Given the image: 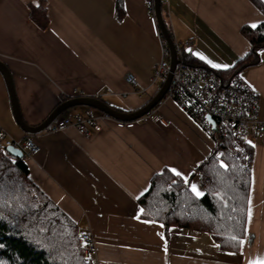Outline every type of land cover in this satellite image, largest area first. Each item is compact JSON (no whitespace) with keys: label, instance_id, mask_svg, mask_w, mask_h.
Listing matches in <instances>:
<instances>
[{"label":"crops","instance_id":"crops-1","mask_svg":"<svg viewBox=\"0 0 264 264\" xmlns=\"http://www.w3.org/2000/svg\"><path fill=\"white\" fill-rule=\"evenodd\" d=\"M42 2L49 19L45 30L30 18L31 6ZM149 8V0H0V61L10 72L24 122L39 126L76 96L100 98L122 112L146 106L162 86L153 73L163 59L161 33ZM164 10L175 42L190 41L188 52L217 72L250 51L241 30L264 23L254 0H165ZM259 54L264 57V51ZM207 61L230 67L217 69ZM127 74L139 85L128 84ZM239 78L260 98L263 117L264 62ZM88 129L89 136L73 126L32 136L39 151L25 162L30 180L80 233H91L101 264L264 262V135L251 150L245 235L218 242L209 233L177 227L166 236L162 224L141 218L139 199L164 169L180 171L179 177L206 193L196 170L215 140L174 100L166 97L139 121L102 118L98 128ZM2 130L14 141L28 136L16 122L0 72Z\"/></svg>","mask_w":264,"mask_h":264},{"label":"trees","instance_id":"trees-1","mask_svg":"<svg viewBox=\"0 0 264 264\" xmlns=\"http://www.w3.org/2000/svg\"><path fill=\"white\" fill-rule=\"evenodd\" d=\"M254 2L264 12V1ZM153 3L154 0H149L150 8ZM164 5L162 0L163 17L173 38ZM30 18L41 29L48 28L45 2L39 7L31 6ZM241 33L251 49L233 67L223 72L212 70L222 80L239 76L241 71L264 62L259 54L264 51V23L256 28L245 26ZM186 59L190 65L206 67L189 52ZM221 74H230V78L224 79ZM214 140L215 148L196 170L206 192L203 197L197 198L190 184L169 169L154 176L149 190L140 197L139 204L144 210L141 218L162 224L166 236L171 227H177L209 233L218 242L244 237L251 171L231 157L229 141L221 144ZM221 161L228 165L227 169L220 166ZM0 264H90L84 259L78 224L30 180L25 159L14 157L2 144Z\"/></svg>","mask_w":264,"mask_h":264},{"label":"built area","instance_id":"built-area-1","mask_svg":"<svg viewBox=\"0 0 264 264\" xmlns=\"http://www.w3.org/2000/svg\"><path fill=\"white\" fill-rule=\"evenodd\" d=\"M149 13L155 18L154 5L149 8ZM161 42L163 59L154 70V82H164L170 70V51L162 35ZM175 46L178 63L166 97L174 100L212 138L221 144L224 140L229 141L231 157L240 161L246 170L251 171L253 154L250 147L252 148L264 135V116H261L260 98L239 76L222 80L209 68L190 65L186 59V53L191 46L190 41L175 42ZM125 81L133 86L139 85L133 74H127ZM142 91H146L145 88H142ZM207 116L213 118L217 124V131L213 130ZM102 118L108 117L88 108L85 114L56 119L48 129L59 132L73 126L82 135L89 136L88 127L98 128ZM154 120L158 121L159 117L154 116ZM0 144L21 149L25 160L39 151L32 136L22 141H14L3 130L0 131ZM80 243L85 261L90 264H101L99 248L89 231L80 233Z\"/></svg>","mask_w":264,"mask_h":264},{"label":"water","instance_id":"water-1","mask_svg":"<svg viewBox=\"0 0 264 264\" xmlns=\"http://www.w3.org/2000/svg\"><path fill=\"white\" fill-rule=\"evenodd\" d=\"M153 5L158 28L170 51V70L159 92L154 98L150 100V102L146 106L135 112H122L110 107L100 98L79 96L70 98L67 101L63 102L50 114V116L42 124L36 127H32L27 125L22 118L10 72L8 68L0 61V72L3 74L7 83L14 116L20 128L29 136L38 135L46 131L50 127V125L55 122V120L58 119L64 112L76 107H87L94 109L106 115L108 118L121 123L136 122L150 115L166 98L171 86L173 73L175 72L178 63L175 41L168 31L163 17L162 0H154ZM207 120L212 125L213 130L217 131V124L215 123L213 118L207 116ZM7 151L20 160L24 159V153L21 149L15 148L14 146H9L7 147Z\"/></svg>","mask_w":264,"mask_h":264},{"label":"snow or ice","instance_id":"snow-or-ice-1","mask_svg":"<svg viewBox=\"0 0 264 264\" xmlns=\"http://www.w3.org/2000/svg\"><path fill=\"white\" fill-rule=\"evenodd\" d=\"M252 27L256 28L257 25L253 24ZM196 55H199V54L197 53ZM200 59L205 60L206 58L204 56L200 55ZM207 62L212 64V67L217 68V69H220V68L227 69L228 67H230L229 65L215 64V63H212L211 61H207ZM249 143H251V142L249 141ZM220 166L222 168H225V169H227V167H228V165H226L222 161H221V165ZM172 172L174 173L175 176H181L182 175L181 172L176 170V169H172ZM185 183H189V182L185 179ZM190 190L197 198L203 197L205 195V193L203 191L199 190L197 188V185H195V184H191ZM143 194L144 193L142 192L140 195H143ZM137 199H139V197H137ZM5 203H7V202H5ZM140 211L143 212L144 210L140 209ZM249 214L251 215V210H249ZM137 218H139V217H137ZM233 239H235V237H233ZM256 264H264V262H256Z\"/></svg>","mask_w":264,"mask_h":264},{"label":"rangeland","instance_id":"rangeland-1","mask_svg":"<svg viewBox=\"0 0 264 264\" xmlns=\"http://www.w3.org/2000/svg\"><path fill=\"white\" fill-rule=\"evenodd\" d=\"M163 84V82H160V86ZM83 109H87V107H76V108H72V109H70V110H68V111H66V112H64L60 117H63V116H73V114L75 113H73V111L74 110H83ZM98 112V111H97ZM73 113V114H72ZM100 113V112H99Z\"/></svg>","mask_w":264,"mask_h":264}]
</instances>
